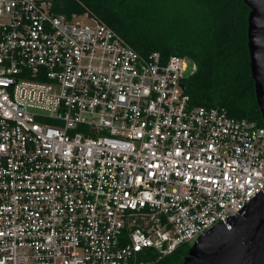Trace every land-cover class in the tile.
<instances>
[{
  "label": "built area",
  "instance_id": "built-area-1",
  "mask_svg": "<svg viewBox=\"0 0 264 264\" xmlns=\"http://www.w3.org/2000/svg\"><path fill=\"white\" fill-rule=\"evenodd\" d=\"M81 4L0 0V264H157L264 189V126Z\"/></svg>",
  "mask_w": 264,
  "mask_h": 264
},
{
  "label": "trees",
  "instance_id": "trees-1",
  "mask_svg": "<svg viewBox=\"0 0 264 264\" xmlns=\"http://www.w3.org/2000/svg\"><path fill=\"white\" fill-rule=\"evenodd\" d=\"M88 6L138 52L191 58L196 70L185 82L193 106L225 107L264 126L250 67L244 0H56L68 15ZM189 244L157 264H181Z\"/></svg>",
  "mask_w": 264,
  "mask_h": 264
},
{
  "label": "water",
  "instance_id": "water-1",
  "mask_svg": "<svg viewBox=\"0 0 264 264\" xmlns=\"http://www.w3.org/2000/svg\"><path fill=\"white\" fill-rule=\"evenodd\" d=\"M248 16L250 67L264 118V0H244ZM184 86V85H183ZM200 235L181 264H264V189L234 217Z\"/></svg>",
  "mask_w": 264,
  "mask_h": 264
},
{
  "label": "rangeland",
  "instance_id": "rangeland-1",
  "mask_svg": "<svg viewBox=\"0 0 264 264\" xmlns=\"http://www.w3.org/2000/svg\"><path fill=\"white\" fill-rule=\"evenodd\" d=\"M83 21H88L87 19H82ZM194 242H190L189 245L190 247L193 245Z\"/></svg>",
  "mask_w": 264,
  "mask_h": 264
}]
</instances>
